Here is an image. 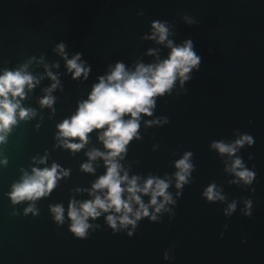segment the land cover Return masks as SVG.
<instances>
[{
    "label": "water",
    "instance_id": "water-1",
    "mask_svg": "<svg viewBox=\"0 0 264 264\" xmlns=\"http://www.w3.org/2000/svg\"><path fill=\"white\" fill-rule=\"evenodd\" d=\"M155 21L167 22L173 46L190 39L201 62L183 85L177 79L170 93L155 98L153 115L140 118V139L129 143L118 162L121 175L138 176L141 187L149 177L170 181L168 192L177 204L165 205L168 211L156 214L157 221L142 218L135 229L118 223L114 231L106 221L114 213H102L88 219L87 238H77L69 230L68 206L93 200L92 185L106 173L101 159L91 162L93 173L81 170L89 151H105L98 139L103 130L90 133L88 144L74 153L57 139V126L75 115L117 63L135 71L138 64L168 59V41L146 38ZM77 54L89 69L86 79H73L67 68L64 56L70 60ZM24 65L39 83L31 91L25 88L20 103L36 115L17 117L0 144V264H264V0H0V75ZM47 72L59 80L52 108L40 105L53 83ZM244 134L254 143L236 155L256 173L251 185L232 183L238 178L227 169L235 157L211 148L213 141L231 143ZM188 151L195 171L191 183L177 189L175 163ZM45 156V163L34 162ZM53 163L68 175L34 202L37 215H25L33 202L14 205L13 184L24 172L31 175L32 168ZM213 183L223 202L203 196ZM141 199L147 205L150 196ZM245 199L253 201L251 217L242 214ZM233 201L236 212L225 217ZM55 205L64 208L63 224L50 210Z\"/></svg>",
    "mask_w": 264,
    "mask_h": 264
},
{
    "label": "clouds",
    "instance_id": "clouds-1",
    "mask_svg": "<svg viewBox=\"0 0 264 264\" xmlns=\"http://www.w3.org/2000/svg\"><path fill=\"white\" fill-rule=\"evenodd\" d=\"M189 24L196 21L192 18L185 17ZM153 33L147 39L156 40L157 43L163 44L168 41L169 26L167 22L155 21L152 24ZM158 37V39H157ZM167 47L171 49L168 59L154 65L145 66L138 64L135 71H127L123 63H117L115 68L106 77H100L99 83L92 88L88 99L78 105L77 112L70 119H65L59 124L58 140L64 148L72 152H79L89 142V134L94 130L102 131L98 139L103 144L105 151L91 150L87 153L89 163L81 165V170L87 173H93L94 168L91 162L101 159L104 161L106 173L92 185L94 199L85 201L79 205L75 200L70 201L68 206V219L71 221L70 231L77 238H87L88 229L91 225L87 222L89 218L95 220L102 213L113 212V215L106 217L109 227L118 231L117 224L121 228L131 225L133 229L137 222L142 218H149L151 221H157V215L162 210L168 211L165 205L177 204L172 194L168 192L170 181L157 177H149L143 184L138 185L139 177L133 176L131 179L128 173L123 171L120 159H123L127 152V146L133 140H139L138 131L140 128V118L152 116L158 96H164L170 93L177 79L181 84L191 77L189 73L193 69H198L201 58L194 50L193 42L189 39L182 45L173 46L172 41H168ZM57 51L64 54L65 45L57 46ZM149 55H153L149 52ZM67 68L73 73V79L84 76L86 79L89 69L81 61L80 54L75 55L72 59H67ZM27 65L22 66L16 71L5 70L0 75V144L5 143L7 134L12 127L17 124V117L20 120H28L36 115L32 109L21 107V101L25 99V88L31 91L39 83L27 71ZM47 71V69H46ZM48 77L53 81L51 87L46 90V95L40 100L41 107L52 108L55 103L51 93L59 86L57 76L47 72ZM125 116L131 118L125 120ZM161 121H152L151 124H159ZM163 123H168L167 118ZM79 140V143L70 141ZM254 143L253 138L244 134L239 136L234 142L225 143L224 141H213L211 148L215 149L220 155L235 157L228 171H231L238 179L232 183L243 182L245 185H251L256 177V173L249 170L237 152L245 144L251 146ZM193 153L185 152L183 157L176 161L175 173L177 189H182L184 185L191 183L195 165L192 162ZM251 159V157H249ZM46 156L39 159L40 164L45 163ZM5 164L7 161H3ZM68 172L62 170L59 165L53 163L51 168H32L31 175L24 172L19 183L12 186L10 199L12 203L20 204L24 201L33 202L25 209V215L32 213L37 215L34 202L48 196L57 185V181L67 176ZM126 185V187H122ZM254 192L255 189H252ZM104 193L103 198L95 193ZM127 193V199L124 193ZM139 194V195H138ZM141 195L150 196L149 203L146 205L141 199ZM182 195V193H177ZM208 202H223L225 197L217 190L213 183L209 185L203 193ZM158 200L160 202H158ZM133 204L137 206L133 211ZM153 208L154 213L150 215L149 209ZM237 202L233 201L224 210L225 217H231L236 212ZM253 201L244 200V217H251ZM57 224L64 223V208L62 205H55L50 208ZM175 212H172L174 217ZM227 228V225H225ZM129 236L132 233H128ZM167 253L165 259H168Z\"/></svg>",
    "mask_w": 264,
    "mask_h": 264
}]
</instances>
